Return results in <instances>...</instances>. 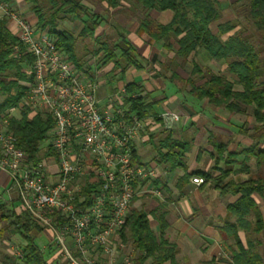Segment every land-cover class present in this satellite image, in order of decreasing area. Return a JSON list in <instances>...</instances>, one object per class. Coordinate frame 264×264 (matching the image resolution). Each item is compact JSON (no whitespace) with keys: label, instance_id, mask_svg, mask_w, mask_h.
Segmentation results:
<instances>
[{"label":"trees","instance_id":"16d2710c","mask_svg":"<svg viewBox=\"0 0 264 264\" xmlns=\"http://www.w3.org/2000/svg\"><path fill=\"white\" fill-rule=\"evenodd\" d=\"M1 1L12 6L14 0ZM27 1L31 2V9L35 13L36 26L49 32L58 49L75 65L80 76L97 81L92 66L88 65V51L79 50L78 41L88 38L95 41L98 45L96 52L101 53L96 60L97 65H110V73H118L119 78L125 77L129 67L143 69L148 58L139 52L128 37V31L121 25L113 24L110 28L112 32L103 36L97 34L101 25L106 23V16L112 14V11L122 14L138 7L143 16L135 15L138 17L137 32L144 34L150 41L162 43L168 52V57L159 65L172 72L165 78L177 86V92L183 95L184 103L191 101L193 111H201L200 105H197L202 102L212 110L223 109L231 114L250 113L254 117L253 123L244 122L238 126V134L249 142L245 146L238 145L235 151L228 150L234 140L232 135L224 138L220 133H208L216 163L222 162V167H218V176L213 177L211 173L200 170L188 173L186 154L191 148V142L175 136L173 125L165 127L160 116L158 107L167 97L152 100L144 85L136 82L124 84L126 94L122 101L123 108L128 113L137 114L145 124L149 118L162 124L161 135L158 138L151 135L149 140L156 151L154 162L165 164L170 171L183 170L184 175L178 180L180 187L193 174H197L204 181L212 180L223 193L236 195V200L228 205L229 212L236 218L222 226L223 235L236 240L237 250L232 256V264H260L263 256L257 248L259 241L249 239L247 245H244L239 231L258 234L264 229L263 214L255 199V195H258L264 200V59L254 40L256 37L264 45V0L230 1L234 17L226 20H221L224 0ZM88 1L93 4H88ZM165 10H171L173 16L169 22L162 23L156 17ZM65 21H79V31L76 33L67 27ZM5 23V20L0 22V94L3 96L0 101V117L10 107L18 105L24 92L21 81L33 78L29 73L33 56L23 54L24 46ZM17 45L19 50L15 49ZM200 48L207 51L214 60L223 61L226 72L216 73L208 67L203 68L202 63L195 58L200 54ZM188 63L192 65L190 72L185 70ZM159 73L161 71L158 70ZM54 126L55 120L47 110L35 112L25 105L18 107L8 123V129L13 132L18 147L26 152L34 164L48 154L54 155L51 148V131ZM45 142L49 143L47 149L43 150ZM134 160L138 161L135 151ZM252 162L258 170L257 178L241 182L227 179L232 173L248 172ZM160 181L159 178L154 179L155 185L158 186ZM98 189L99 182H87L81 192V199L75 202L79 213L89 207ZM152 214L158 221L159 233L152 229L149 214L143 209H132L121 229L122 237L132 242L133 254L130 255L129 264H164L168 260L171 264H178L176 246L165 237L168 226L165 213L155 211ZM52 216L57 225L69 222L67 216L58 209ZM0 222V231L12 228V234L18 233L25 239L23 264H59L54 244L43 251L36 242L44 228L28 209L24 207L22 212L17 213L15 208H8L0 200Z\"/></svg>","mask_w":264,"mask_h":264},{"label":"built area","instance_id":"2783aa9c","mask_svg":"<svg viewBox=\"0 0 264 264\" xmlns=\"http://www.w3.org/2000/svg\"><path fill=\"white\" fill-rule=\"evenodd\" d=\"M3 20L15 21L23 54L33 56L29 65L33 78L21 81L24 92L18 105L0 117V170L8 174L23 206L54 231L69 264H119L112 239L125 226L134 198L162 194V187L152 183L154 168L134 160L136 142L146 124L123 108L124 86L102 104L97 94L99 82L80 76L46 29H39L10 3L0 0V22ZM15 49L19 50L18 45ZM24 105L36 112L47 110L55 120L51 148L57 167L53 172L46 159L32 163L8 129L9 118ZM160 116L165 127L180 119L173 110ZM192 181L201 184L204 179L194 176ZM87 182H99V189L89 207L79 213L75 202L81 199ZM57 209L68 223L55 224L52 215ZM98 250L106 255V263L96 258ZM129 262L126 258L124 264Z\"/></svg>","mask_w":264,"mask_h":264},{"label":"crops","instance_id":"0c3cea01","mask_svg":"<svg viewBox=\"0 0 264 264\" xmlns=\"http://www.w3.org/2000/svg\"><path fill=\"white\" fill-rule=\"evenodd\" d=\"M122 4L126 5L124 2ZM112 13L113 15L106 16V23L101 25L97 34L103 36L105 33H108V30H111L110 28L113 24L121 25L128 31V37L137 46L139 52L148 58V63H145L144 68L141 70H135L132 67L127 68L125 77L122 79L119 78L118 73H110V65L100 69L98 73H103L98 76L95 69L97 65L96 61H89L88 65L92 66V70L98 78L99 86L97 94L101 103L105 104L108 95L115 93L126 82H136L144 85L146 92H150V97L154 96V100H161L167 97L163 102L169 103L168 108L163 107L159 111L162 113L169 109L175 110L180 114V119L173 124L172 129L175 131V136H181L191 142V148L186 154L188 173L200 170L211 173L213 177L218 176L220 174L218 167H222V163H216L212 145L208 141V133H220L225 136L224 138L230 136V133L226 134L225 132L224 128L226 127L220 125L219 120L221 119L218 116L222 109L212 110L208 106H205V103L201 102L197 105V107L200 105L201 111L184 113L180 108L181 103L184 104L183 95L177 92V86L168 82L169 80L167 81L169 85H164L158 74L159 67L157 65L168 57V53L164 52L165 49L162 43L150 41L144 34L137 32L138 17L135 14H130L129 18L122 14V19H116L114 16H117L119 12L114 13L112 11ZM172 16L173 12L171 10H165L159 12L156 19L162 23H167L171 20ZM5 25L16 35L17 27L15 21H6ZM191 58H193V55ZM155 81L160 82L161 85L158 91ZM170 85L174 88L170 96H168L166 93ZM159 92L163 94L161 99L158 98ZM172 97L174 99L170 101ZM150 119L152 120V118ZM149 120L146 121L141 138L136 142L135 152L140 163L154 168V179L159 178L161 180L159 185L162 187V194L156 196L147 193L136 196L132 208L136 210L143 209L149 214L151 227L156 233H159L160 228L152 212L165 213L168 222L165 237L176 246L175 255L178 264H232V256L237 250L236 240L233 237H225L222 233V226L224 223L235 220L236 217L229 212L228 205L235 201L237 196L231 192L223 193L212 180L204 181L201 184L194 183L192 181L194 176L201 177V175L197 174H193L180 187L178 180L184 175L183 170L170 171L165 164H156L154 162L153 158L156 151L149 140L151 135H155L158 138L161 135L163 127L161 123ZM243 141L245 145L249 142L243 136L241 138L238 137L236 142L234 138L229 144L228 150L235 151ZM232 143H235V149L230 148ZM254 164L253 162L250 163L248 172L232 173L227 179L241 182L257 178L258 170L256 165L253 167ZM154 179L152 183L155 185ZM258 197V195H255L264 218L263 205L257 200ZM0 200L6 203L8 208H15L17 213L22 212L24 208L17 191L11 187L8 174L2 170H0ZM34 219L44 228L36 240L37 243L40 241L38 245L43 251H47L51 244H54L56 247L58 244L55 241L54 231L45 227L35 217ZM1 227L2 223L0 222V229ZM11 229L0 231V264H23L22 255L26 241L22 235L18 233L12 234ZM43 233L46 236H42ZM239 236L244 245H247L249 239L259 241L257 248L263 256L260 264H264V229L258 234L240 230ZM67 241L72 246L71 240L68 239ZM112 242L116 246L117 263L124 264L125 259L130 258V255L133 254L131 240L129 238L125 240L120 231L113 237ZM57 247L56 250L58 251ZM95 256L100 262H107V257L101 250L96 251ZM164 264H171V262L168 260Z\"/></svg>","mask_w":264,"mask_h":264},{"label":"rangeland","instance_id":"374dc122","mask_svg":"<svg viewBox=\"0 0 264 264\" xmlns=\"http://www.w3.org/2000/svg\"><path fill=\"white\" fill-rule=\"evenodd\" d=\"M230 1H232V0H224V4H223L224 5L223 16H222V19L221 20H226V19H229V18H233L234 17V12L232 11V9L230 7ZM11 4H12L13 8L17 12L21 13L22 15L27 16V18L31 19L34 23H36L35 13L31 9V2H29L27 0H14L13 3H11ZM88 4H93V3H91L90 1H88ZM131 11L133 13H135V15L143 16L138 7H137V9H132ZM131 11H128L127 13L124 12L122 14L124 16H126V17L129 18V16H131L130 13L133 14ZM120 14L121 13L119 12L118 15L117 16H114V17H116V19H122L121 17H123V16H122V14L121 15ZM111 15H113V13L110 14L109 16H111ZM65 24L67 25V27L71 28L76 33L79 31V25H80L79 21H71V22L65 21ZM216 25H217V22L213 24V27L216 28ZM107 32L110 33L112 31L111 30H108ZM248 33L249 32H246L245 34H248ZM254 40L256 42L257 49L260 50V51H262L261 57H262V59H264V45L260 44V42L256 39V37L254 38ZM84 44H86V45H84ZM78 46L80 48L79 50H81V51H88L89 52V54H88V52H86L87 53L86 55H87L88 61H93L94 62V61H96V60H98L100 58L101 53L96 52L97 51V48H98V45L92 39H89L88 38V39H86L84 41L79 40L78 41ZM199 51H201L200 54L198 56H196L195 58L197 60H199L200 63H202L203 68H207L208 67V68H210L212 71H214L216 73H225L226 72L225 71V64H224L223 61L214 60L213 58H211L209 56V54L207 53V51H205L203 48L202 49L200 48ZM164 52L165 53H168L165 50H164ZM206 57H208V58H206ZM157 66L159 67V71H161V74L159 73V77H161L160 79L163 81L164 85H167L168 84L167 83V81H168L167 78L171 75L172 72L169 71L168 69L164 68L163 65H159L158 64ZM95 67H96L95 68L96 69V73L99 76V74H102L103 72L102 73H98V71H100V69H102V68H104L106 66L101 67V66H97L96 65ZM191 69H192V65H191V63H188L186 65V67H185L186 72H190ZM165 77H167V78H165ZM179 83H180V81H179ZM156 86H157V91L160 90L159 89V87L161 86L160 85V82H156ZM173 88L174 87L172 85L168 86V92L166 93L168 96H170V94L172 93V89ZM117 91H118V89H117ZM153 97L154 96H151L149 98L152 99V100H154ZM162 97H163V94H161L159 92L158 93V98L161 99ZM2 99H3V97L0 94V101ZM173 99H174V97H172L170 99V101H172ZM191 104H192L191 101L190 102H186L185 101L184 104L181 103L180 108L182 109V111L184 113H190L191 111L194 110V109H192L194 107ZM168 106H169V103L168 102L167 103L162 102V104L158 108L159 109H162L163 107H167L168 108ZM195 108H196V106H195ZM173 111H175V110H173ZM175 112H177V111H175ZM218 118L221 119V120H219L220 121V125L223 126V127H226V128H224L226 134H229L230 133V135H232L233 139L235 138V142L238 139V137L239 138L242 137V135L238 134V126L241 125V124H243L244 122L251 124V123H253L255 121L254 120V117L250 113L249 114H246V115H244V114H231L227 110H223V109L220 110ZM149 121L153 122V120H151V119ZM158 129H161V128H158ZM48 143L49 142H45V145L43 146L44 147L43 150L47 149ZM240 145L241 146H243V145L245 146L244 141L242 143H240ZM230 148L231 149H235L236 148L235 143H232ZM53 157H54L53 155L48 154L44 158V159L48 160V168L52 172L57 167V162L55 161V159ZM253 167H255V164L253 165ZM257 200L263 205V213H264V201L261 198H259V197H258ZM42 236H46V234L43 233ZM39 242L40 241H38V243ZM57 248H58V251H57L58 252L57 253L58 254V262L59 263H62V264H69L68 260L66 259L65 254L63 253L62 247L58 246Z\"/></svg>","mask_w":264,"mask_h":264}]
</instances>
